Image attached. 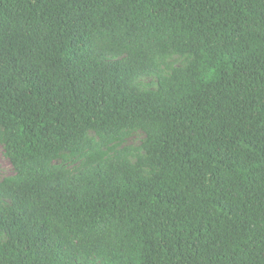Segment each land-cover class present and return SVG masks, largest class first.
<instances>
[{
	"label": "trees",
	"instance_id": "obj_1",
	"mask_svg": "<svg viewBox=\"0 0 264 264\" xmlns=\"http://www.w3.org/2000/svg\"><path fill=\"white\" fill-rule=\"evenodd\" d=\"M0 146V264H264V0H0Z\"/></svg>",
	"mask_w": 264,
	"mask_h": 264
},
{
	"label": "rangeland",
	"instance_id": "obj_2",
	"mask_svg": "<svg viewBox=\"0 0 264 264\" xmlns=\"http://www.w3.org/2000/svg\"><path fill=\"white\" fill-rule=\"evenodd\" d=\"M170 64L174 65L175 67L181 66L183 64V59L180 57H174L170 60ZM154 83L153 78L144 79L140 82L141 87L149 88L151 84ZM150 88H153L151 86ZM143 135L141 133L135 134L130 140H128L127 145L130 147H138L140 141L142 140ZM12 168L8 160L2 155V148L0 146V181L6 177L12 175Z\"/></svg>",
	"mask_w": 264,
	"mask_h": 264
}]
</instances>
